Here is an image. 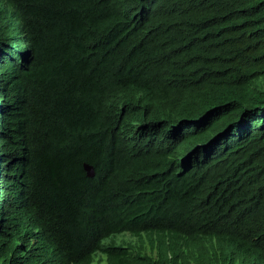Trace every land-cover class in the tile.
Returning <instances> with one entry per match:
<instances>
[{"label": "trees", "instance_id": "1", "mask_svg": "<svg viewBox=\"0 0 264 264\" xmlns=\"http://www.w3.org/2000/svg\"><path fill=\"white\" fill-rule=\"evenodd\" d=\"M98 257L264 264V0H0V264Z\"/></svg>", "mask_w": 264, "mask_h": 264}, {"label": "rangeland", "instance_id": "2", "mask_svg": "<svg viewBox=\"0 0 264 264\" xmlns=\"http://www.w3.org/2000/svg\"><path fill=\"white\" fill-rule=\"evenodd\" d=\"M142 236H144V242L143 243H141L140 241V243H138V242H135V244L136 245H141V244H144V246H145V248H147L148 250H149V241H148V237L144 234V235H142ZM146 237V238H145ZM112 241V238H109V239H107L105 242L106 243H110ZM134 246V245H133ZM101 257H98L97 259H96V262L94 263V264H97V261H98V259H100Z\"/></svg>", "mask_w": 264, "mask_h": 264}, {"label": "water", "instance_id": "3", "mask_svg": "<svg viewBox=\"0 0 264 264\" xmlns=\"http://www.w3.org/2000/svg\"><path fill=\"white\" fill-rule=\"evenodd\" d=\"M85 169H86V171H87V173H88V175L90 177H94L95 176V172L93 171V169L90 166H86Z\"/></svg>", "mask_w": 264, "mask_h": 264}, {"label": "clouds", "instance_id": "4", "mask_svg": "<svg viewBox=\"0 0 264 264\" xmlns=\"http://www.w3.org/2000/svg\"><path fill=\"white\" fill-rule=\"evenodd\" d=\"M91 167V166H90ZM92 168V167H91ZM93 169V168H92ZM93 171H94V169H93ZM95 177V176H94Z\"/></svg>", "mask_w": 264, "mask_h": 264}]
</instances>
